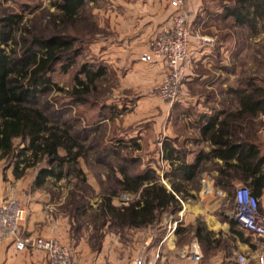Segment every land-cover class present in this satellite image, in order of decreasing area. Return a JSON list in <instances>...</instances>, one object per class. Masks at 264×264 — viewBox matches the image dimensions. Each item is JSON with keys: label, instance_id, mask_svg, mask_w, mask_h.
<instances>
[{"label": "trees", "instance_id": "1", "mask_svg": "<svg viewBox=\"0 0 264 264\" xmlns=\"http://www.w3.org/2000/svg\"><path fill=\"white\" fill-rule=\"evenodd\" d=\"M89 1L57 0L53 3L55 13L49 16V23L59 31L74 26ZM219 1L221 18L229 20L231 28L243 34L245 45L264 31V0ZM21 22L22 17L17 14L0 17V160H14L15 179L23 177L27 169L41 164L34 183L36 187L70 176L85 184L79 160L87 161L93 154L96 164H104L121 175L117 181L121 192L133 195L130 204L121 208L111 205L116 193L105 195L97 210L103 217L109 215L115 226L128 229L146 228L155 224L162 214L179 212L180 200L184 201V184L195 181L201 166L209 162L213 163L217 173L216 187L230 191L236 184H241L255 197L261 196L264 145L259 142L257 132L263 126L259 120L264 116V83L260 84L259 78L247 76L241 87L228 89L231 108L216 110L200 118L203 123L198 126V132L201 140L209 144L208 153L200 151L191 163H187L171 141L163 143L162 160L170 167L164 175L170 185L168 191L153 169L135 174L127 171L126 163L134 160L121 157L124 143L117 141L112 147L100 148L97 140L89 141L96 128H80L78 121L62 120L64 112L44 100L52 92L63 91L53 82L51 74L58 65L62 72L70 68L77 56L73 47L75 41L63 33L34 36L21 27ZM253 58L257 63L264 59V40ZM104 75L102 68L93 70L82 66L69 93L74 103L85 102V97ZM107 158H116L121 165L114 168L103 163ZM229 223L230 231L242 237L233 229L238 228L237 224ZM179 231L177 225L175 233ZM202 234L203 229L198 226V239L209 244L208 234Z\"/></svg>", "mask_w": 264, "mask_h": 264}, {"label": "rangeland", "instance_id": "2", "mask_svg": "<svg viewBox=\"0 0 264 264\" xmlns=\"http://www.w3.org/2000/svg\"><path fill=\"white\" fill-rule=\"evenodd\" d=\"M56 1L0 0V17L7 14L20 15L22 17L21 27L27 29L34 36L49 37L63 33L75 41L73 47L77 56L70 68L67 72H62L58 65L54 73L51 74L53 82L63 91L52 92L45 96L44 100H48L50 104L64 112L62 120L78 121L80 128L86 127L89 130L96 128L89 141L97 140L101 145L100 148L112 147L117 144V141L124 143L120 150L121 157L127 161L134 160L133 163H126L127 171L130 174H135L153 169L159 177L160 183L168 190L170 185L164 179V175L170 171V167L162 161L160 156L162 145L165 142L162 127L166 118L165 116L163 118L164 112L159 111L160 107L156 104L168 105L170 103L161 101L155 94V88L160 82L152 89L151 96L142 95L138 89L127 86L128 84L124 79L128 70L125 68L117 69L110 57L114 41L116 42L120 38V33L114 29L113 24L116 21L113 20L112 15L118 12L122 17L133 18L138 24V21L143 19V15L139 11H142L149 0H91L81 12L79 22L74 26L61 28L60 31L48 21L49 16L55 13L53 3ZM154 1L152 0V2ZM156 1L160 2L161 0ZM132 2L138 8L133 16L128 15V11L124 7V4H131ZM201 4L200 12H188L191 37L193 38L197 34L202 35L203 38L205 36L206 41L216 42V48L211 50L210 68L196 67L197 64L191 58H188L186 77L181 87V93L184 89L202 88L206 90V88H211L210 96L218 104L216 110L220 111L231 108V96L227 94L228 89L241 87L247 76L257 77L256 79L259 78L260 84L264 83V59L257 63L253 58L258 49V46L253 44L254 38L250 39L249 45H245L243 34H238L239 30L232 29L229 20L221 18L219 0H201ZM164 10L167 11L166 22L153 27L154 32L157 31L158 33L162 28L171 24L173 12L169 10L166 3ZM140 28L141 26L138 24L135 30L138 31ZM201 29L203 30L201 31ZM215 35L216 39L214 38ZM207 37H213V39ZM236 41L237 44L235 45ZM219 43L225 44L224 52L219 50L221 46ZM82 66H88L93 70L102 68L105 70V75L97 81L95 88L85 97V102L74 103L69 93L74 86V78ZM148 98L152 99V108L150 106L149 109L144 110L143 108L141 110L140 108L137 111V107L142 102L146 108L150 105L146 104ZM177 101L171 105H175ZM153 107L157 108L154 110ZM187 111L189 113L190 110ZM158 112L160 113L158 114ZM116 113H119V115L115 116ZM159 117H162L163 120L160 130L156 129V132H153L150 136H145L144 140L142 136L139 137V130L141 131L145 127L151 128L150 124H146V121L150 123ZM188 148L189 151L195 149L193 155L195 157L198 148L194 146ZM185 151V148H180L182 154ZM183 155L185 156V154ZM94 160L93 154L89 156L87 161L79 160V167L84 174L85 184H82L74 176H70L68 179L59 182L46 181L39 187V190L48 195L54 204V208L68 218L70 222L69 245L73 250L80 243H84L92 253H95L102 247V242L110 240L107 247L117 246L123 250V253L133 247L136 257L139 255L141 259L142 252L139 253V251L142 250V239L149 231L152 232V229L158 223L146 228L135 229V239L131 240L132 229L115 226L112 224L109 215L103 217L97 210L102 198L110 193H116L112 198L111 205L115 208H121L123 206L120 204V196L124 192H121L117 184V181L121 179V175L110 170L104 164H96ZM103 163H109L114 168L121 165V162L116 158H107ZM13 167L14 160L12 158L0 160V169L3 171L13 170ZM41 167L40 164L29 168L24 175L33 178ZM216 178L217 173L214 170L213 163L203 164L196 180L184 184L186 187L182 193L184 203L199 201L203 191L205 192L203 194H208L209 200L215 205L218 217L234 221L233 193L236 187L241 184H236L230 191L223 190L215 186ZM204 180L209 181L210 186L214 185V187L223 191V196H215V191L203 190L202 182ZM164 215L176 216V214L165 213L160 215L158 221ZM243 233L247 235V238L253 237L249 233ZM185 240L183 237L179 241L184 242ZM131 241L134 243H130ZM227 245H229L228 241L220 239L214 241V246L217 248L227 247ZM237 257L236 254L231 255L229 263L235 264Z\"/></svg>", "mask_w": 264, "mask_h": 264}, {"label": "crops", "instance_id": "3", "mask_svg": "<svg viewBox=\"0 0 264 264\" xmlns=\"http://www.w3.org/2000/svg\"><path fill=\"white\" fill-rule=\"evenodd\" d=\"M158 2L149 0L147 6L145 5L142 11H139L143 15V19L138 21L141 26L138 31L135 30L138 24L133 18L122 17L118 12L112 15L113 20L116 21L112 24L114 29L120 33V38L116 42L114 41V45H112L111 61L117 69L125 68L128 70L124 79L128 84L127 86L138 89L140 94L146 96L150 95L152 89L162 81L165 69L161 62L143 63L140 61V57L147 53L149 42L157 33V31L154 32L153 27L166 22L165 3L174 14V10L169 6V0ZM186 5L188 12L201 11V0H187ZM124 7L128 11L127 14L131 16L138 11L133 2L124 4ZM157 8L158 10H156ZM207 38L213 39V37ZM214 38L216 39V35ZM263 39L264 31L254 38L253 44L258 46ZM219 44L221 45L219 50L224 52L225 44ZM215 46L216 42L206 41L205 36L203 38L202 35L197 34L190 39L189 58L197 64L196 67L210 68V60L212 61L210 54L211 50L216 48ZM256 57L260 58L259 55ZM210 92L211 88H206V90L202 88L184 89L175 105L156 104L160 107L159 111L164 112L163 118L164 116L166 118L163 127L161 126L162 117L154 119L150 123L146 121V124H150L151 128L145 127L143 130H139V137L142 136L144 140L145 136H150L156 132V129L160 130L162 127L165 141H171L173 147L179 151L180 148H185L186 151L183 154H185L187 163L193 161L195 154V149L189 151L188 147H197L196 153L200 151L208 153L210 151L209 144L201 140L198 126L203 123L200 120L202 116L210 115L218 108V104L211 98ZM144 102L146 103V101ZM147 102L146 104H150L147 108L142 102L137 107V111L140 108L141 110L143 108L144 110L149 109L152 99L148 98ZM153 108L155 110L157 107ZM187 110H190L189 113ZM260 121L263 126L257 135L259 142L264 145V116L260 117ZM160 154L162 159V152ZM162 161L168 164L167 161ZM37 175L38 173L33 178L24 175L20 179H15L12 169L7 171L0 169V205L4 199L11 197L18 199L26 209L25 219L19 226L20 234L60 241L69 246L74 264H133L135 260L140 259L139 255L136 257L133 247L125 253L117 246L107 247L110 240L102 242V247L95 253H92L84 243H80L74 251L69 245L70 222L63 213L54 208L49 196L34 185ZM205 182L206 180L202 182V188L206 191ZM207 182L209 185L210 182ZM168 191L170 190L168 189ZM203 193L205 192L202 191L201 199L196 200V202L187 201L185 204L184 201L180 200L181 210L176 213L175 217L164 215L160 221L156 222L158 224L152 229L153 231L144 235L142 250L139 251V253L142 252L143 264H231L229 263L231 255L235 254L247 258L248 264H260V258L263 259L264 264V240L254 236L253 239L247 238V235L243 233L244 231L242 232L238 228L233 229L240 232L242 237L232 233L229 221L217 216L215 205L209 200V195ZM258 200L259 210L264 214V190ZM177 225L180 226L178 234L175 233ZM198 226L203 229V234H208L210 237L209 244L204 243V241L200 242L198 239L196 235ZM134 231L135 229L131 230V240L135 239L136 233ZM183 237L186 240L184 242L179 241ZM215 239L228 241L229 245L217 248L214 246ZM130 243L134 242L131 241ZM193 243L198 245L197 252L201 257L199 261H192L181 254ZM234 263L236 264V261ZM0 264H48V261L44 252L38 250L17 252L14 250L12 239H5L0 242Z\"/></svg>", "mask_w": 264, "mask_h": 264}, {"label": "built area", "instance_id": "4", "mask_svg": "<svg viewBox=\"0 0 264 264\" xmlns=\"http://www.w3.org/2000/svg\"><path fill=\"white\" fill-rule=\"evenodd\" d=\"M187 0H169L174 10L171 24L162 28L149 42L147 53L140 57L143 63L161 62L165 73L162 81L155 88V94L163 102L174 103L181 96V87L186 77L191 29L188 23ZM205 182V189L215 191L221 197L223 191ZM133 200V195L124 192L120 196V204L126 207ZM233 220L241 231L264 240V214L259 210V200L246 186L239 185L233 193ZM26 209L18 199L8 197L0 205V242L12 239L14 250H38L46 254L48 264H74L69 246L56 239L24 236L19 226L24 221ZM176 229V228H175ZM198 245L193 243L181 254L192 261H199ZM237 264H246V259L238 256ZM263 264V259H259ZM133 264H143L141 259Z\"/></svg>", "mask_w": 264, "mask_h": 264}, {"label": "water", "instance_id": "5", "mask_svg": "<svg viewBox=\"0 0 264 264\" xmlns=\"http://www.w3.org/2000/svg\"><path fill=\"white\" fill-rule=\"evenodd\" d=\"M168 187V186H167ZM168 189L170 190V187H168Z\"/></svg>", "mask_w": 264, "mask_h": 264}]
</instances>
